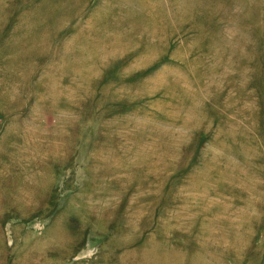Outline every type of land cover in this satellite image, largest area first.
Instances as JSON below:
<instances>
[{
    "label": "rangeland",
    "instance_id": "rangeland-1",
    "mask_svg": "<svg viewBox=\"0 0 264 264\" xmlns=\"http://www.w3.org/2000/svg\"><path fill=\"white\" fill-rule=\"evenodd\" d=\"M0 264H264V0H0Z\"/></svg>",
    "mask_w": 264,
    "mask_h": 264
}]
</instances>
